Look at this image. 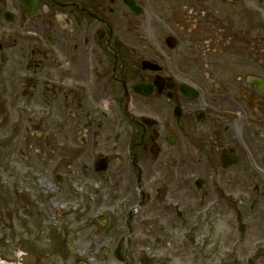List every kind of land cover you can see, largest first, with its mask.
<instances>
[{
  "label": "flooded vegetation",
  "instance_id": "flooded-vegetation-1",
  "mask_svg": "<svg viewBox=\"0 0 264 264\" xmlns=\"http://www.w3.org/2000/svg\"><path fill=\"white\" fill-rule=\"evenodd\" d=\"M11 119L68 178L83 158L84 171L130 184L128 163L149 201L191 179L144 177V162L171 163L191 143L225 199L244 201L254 184L253 209L264 192V0H0V135ZM133 222L129 211L108 227Z\"/></svg>",
  "mask_w": 264,
  "mask_h": 264
},
{
  "label": "rangeland",
  "instance_id": "rangeland-1",
  "mask_svg": "<svg viewBox=\"0 0 264 264\" xmlns=\"http://www.w3.org/2000/svg\"><path fill=\"white\" fill-rule=\"evenodd\" d=\"M12 121L7 135H0V258L15 264H164L166 256H176L169 264H250L248 258L264 264V256L255 258L264 246V192L253 209L254 184H247L251 194L244 201H236L243 194L235 191L225 199L224 183L211 189L212 162L201 156L198 163L191 143L172 148L171 163L144 162V177L191 179L174 198L167 196L169 202L160 194L149 201L142 197L144 180L138 183L128 163L120 171L130 184L84 171L83 158H74L68 178V168L58 169L55 160L35 153L32 136L12 129ZM52 172L64 179H54ZM198 176L207 179L202 190L193 182ZM133 209L131 234L125 226L107 230L112 221L124 224Z\"/></svg>",
  "mask_w": 264,
  "mask_h": 264
},
{
  "label": "bare ground",
  "instance_id": "bare-ground-1",
  "mask_svg": "<svg viewBox=\"0 0 264 264\" xmlns=\"http://www.w3.org/2000/svg\"><path fill=\"white\" fill-rule=\"evenodd\" d=\"M0 264H15V263H11V262L6 261V260H1Z\"/></svg>",
  "mask_w": 264,
  "mask_h": 264
},
{
  "label": "water",
  "instance_id": "water-1",
  "mask_svg": "<svg viewBox=\"0 0 264 264\" xmlns=\"http://www.w3.org/2000/svg\"><path fill=\"white\" fill-rule=\"evenodd\" d=\"M98 169H105V165H103V166H98Z\"/></svg>",
  "mask_w": 264,
  "mask_h": 264
}]
</instances>
